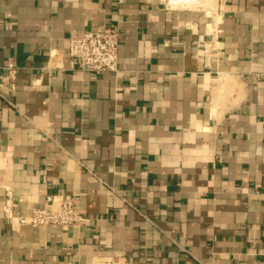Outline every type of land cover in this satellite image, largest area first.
<instances>
[{
	"label": "crops",
	"instance_id": "0c3cea01",
	"mask_svg": "<svg viewBox=\"0 0 264 264\" xmlns=\"http://www.w3.org/2000/svg\"><path fill=\"white\" fill-rule=\"evenodd\" d=\"M107 25L117 69L76 66ZM8 63L0 264H264V0H0ZM48 195L82 218L19 221Z\"/></svg>",
	"mask_w": 264,
	"mask_h": 264
},
{
	"label": "built area",
	"instance_id": "2783aa9c",
	"mask_svg": "<svg viewBox=\"0 0 264 264\" xmlns=\"http://www.w3.org/2000/svg\"><path fill=\"white\" fill-rule=\"evenodd\" d=\"M120 32L115 26L90 29L73 36L69 41V54L73 63L81 69L96 73L113 71L119 62ZM0 95H13L16 90V66L13 63L0 65ZM76 201L70 196L48 195L46 204L35 208L29 215L20 216L21 223L33 226L73 225L81 219Z\"/></svg>",
	"mask_w": 264,
	"mask_h": 264
},
{
	"label": "bare ground",
	"instance_id": "6f19581e",
	"mask_svg": "<svg viewBox=\"0 0 264 264\" xmlns=\"http://www.w3.org/2000/svg\"><path fill=\"white\" fill-rule=\"evenodd\" d=\"M189 1V0H188ZM190 2H192V1H190Z\"/></svg>",
	"mask_w": 264,
	"mask_h": 264
},
{
	"label": "rangeland",
	"instance_id": "374dc122",
	"mask_svg": "<svg viewBox=\"0 0 264 264\" xmlns=\"http://www.w3.org/2000/svg\"><path fill=\"white\" fill-rule=\"evenodd\" d=\"M173 1H175V0H173Z\"/></svg>",
	"mask_w": 264,
	"mask_h": 264
}]
</instances>
